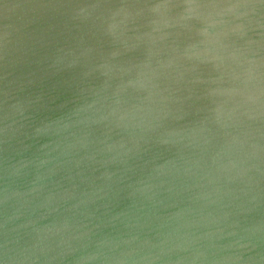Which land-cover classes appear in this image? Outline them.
Returning a JSON list of instances; mask_svg holds the SVG:
<instances>
[{
  "label": "water",
  "instance_id": "water-1",
  "mask_svg": "<svg viewBox=\"0 0 264 264\" xmlns=\"http://www.w3.org/2000/svg\"><path fill=\"white\" fill-rule=\"evenodd\" d=\"M0 264H264V0H0Z\"/></svg>",
  "mask_w": 264,
  "mask_h": 264
}]
</instances>
